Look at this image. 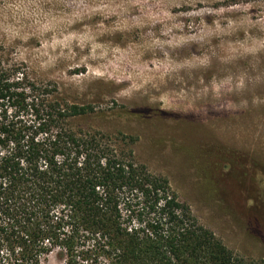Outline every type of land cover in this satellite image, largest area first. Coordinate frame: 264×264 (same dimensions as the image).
<instances>
[{
	"label": "rangeland",
	"instance_id": "rangeland-1",
	"mask_svg": "<svg viewBox=\"0 0 264 264\" xmlns=\"http://www.w3.org/2000/svg\"><path fill=\"white\" fill-rule=\"evenodd\" d=\"M0 45L264 261V0H0Z\"/></svg>",
	"mask_w": 264,
	"mask_h": 264
},
{
	"label": "trees",
	"instance_id": "trees-1",
	"mask_svg": "<svg viewBox=\"0 0 264 264\" xmlns=\"http://www.w3.org/2000/svg\"><path fill=\"white\" fill-rule=\"evenodd\" d=\"M57 91L0 45V264H264L201 225L132 138L79 126L93 104Z\"/></svg>",
	"mask_w": 264,
	"mask_h": 264
},
{
	"label": "bare ground",
	"instance_id": "bare-ground-1",
	"mask_svg": "<svg viewBox=\"0 0 264 264\" xmlns=\"http://www.w3.org/2000/svg\"><path fill=\"white\" fill-rule=\"evenodd\" d=\"M226 45V44H225ZM229 45V44H228ZM231 47V46H230ZM222 49V48H221ZM142 51V50H141ZM224 51V50H223ZM168 60V59H167ZM161 68V67H160ZM173 96V95H172Z\"/></svg>",
	"mask_w": 264,
	"mask_h": 264
}]
</instances>
